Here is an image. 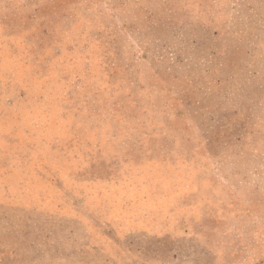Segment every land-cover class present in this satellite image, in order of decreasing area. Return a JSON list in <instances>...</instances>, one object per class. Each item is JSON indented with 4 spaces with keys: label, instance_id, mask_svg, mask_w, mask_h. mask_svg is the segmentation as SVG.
Masks as SVG:
<instances>
[{
    "label": "rangeland",
    "instance_id": "1",
    "mask_svg": "<svg viewBox=\"0 0 264 264\" xmlns=\"http://www.w3.org/2000/svg\"><path fill=\"white\" fill-rule=\"evenodd\" d=\"M0 264H264V0H0Z\"/></svg>",
    "mask_w": 264,
    "mask_h": 264
},
{
    "label": "crops",
    "instance_id": "2",
    "mask_svg": "<svg viewBox=\"0 0 264 264\" xmlns=\"http://www.w3.org/2000/svg\"><path fill=\"white\" fill-rule=\"evenodd\" d=\"M132 212L130 205L125 203L119 210H115V212L109 211L108 214H106L107 219L105 220L108 221V226L119 230L116 231L117 233L122 234L121 236H126L135 226L133 222H131Z\"/></svg>",
    "mask_w": 264,
    "mask_h": 264
}]
</instances>
